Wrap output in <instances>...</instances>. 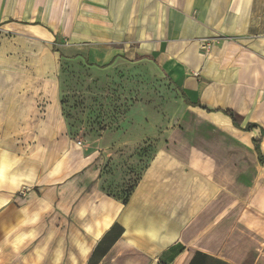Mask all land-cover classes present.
<instances>
[{
	"label": "crops",
	"instance_id": "0c3cea01",
	"mask_svg": "<svg viewBox=\"0 0 264 264\" xmlns=\"http://www.w3.org/2000/svg\"><path fill=\"white\" fill-rule=\"evenodd\" d=\"M59 59L146 60L181 95L126 202L110 143L62 114ZM57 261L264 264V0H0V264Z\"/></svg>",
	"mask_w": 264,
	"mask_h": 264
},
{
	"label": "rangeland",
	"instance_id": "374dc122",
	"mask_svg": "<svg viewBox=\"0 0 264 264\" xmlns=\"http://www.w3.org/2000/svg\"><path fill=\"white\" fill-rule=\"evenodd\" d=\"M56 77L73 136L108 141L107 168L122 171L124 189H129L154 156L163 129L176 125L183 107L179 91L146 60L102 71L59 59ZM129 135L137 138L135 143L121 146Z\"/></svg>",
	"mask_w": 264,
	"mask_h": 264
},
{
	"label": "trees",
	"instance_id": "16d2710c",
	"mask_svg": "<svg viewBox=\"0 0 264 264\" xmlns=\"http://www.w3.org/2000/svg\"><path fill=\"white\" fill-rule=\"evenodd\" d=\"M230 114V116L232 117V120H234V118H233V116H232V114L231 113H229ZM234 122H236L235 120H234ZM71 128V127H70ZM71 133H72V131H71ZM73 135V134H72ZM138 179V178H137ZM136 179V180H137ZM136 180L135 181H133L132 183H130V188L129 189H124V180H122V183L120 184V185H118L119 187H118V189H115L114 191L115 192H117L118 194H117V196H119V199L121 200V201H123V202H126V199H127V197L129 196V194H130V192H131V190H132V187H133V184L136 182ZM128 190V191H127ZM113 192V191H112Z\"/></svg>",
	"mask_w": 264,
	"mask_h": 264
},
{
	"label": "built area",
	"instance_id": "2783aa9c",
	"mask_svg": "<svg viewBox=\"0 0 264 264\" xmlns=\"http://www.w3.org/2000/svg\"><path fill=\"white\" fill-rule=\"evenodd\" d=\"M211 45L212 42L208 38L199 40V48L202 52H206L210 49Z\"/></svg>",
	"mask_w": 264,
	"mask_h": 264
}]
</instances>
